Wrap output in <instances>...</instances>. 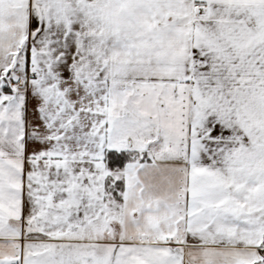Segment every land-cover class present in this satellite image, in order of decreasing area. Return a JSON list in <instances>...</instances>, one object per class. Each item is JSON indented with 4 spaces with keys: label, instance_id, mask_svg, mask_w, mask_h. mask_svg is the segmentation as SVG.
Here are the masks:
<instances>
[{
    "label": "snow or ice",
    "instance_id": "snow-or-ice-1",
    "mask_svg": "<svg viewBox=\"0 0 264 264\" xmlns=\"http://www.w3.org/2000/svg\"><path fill=\"white\" fill-rule=\"evenodd\" d=\"M0 264H264V0H0Z\"/></svg>",
    "mask_w": 264,
    "mask_h": 264
}]
</instances>
